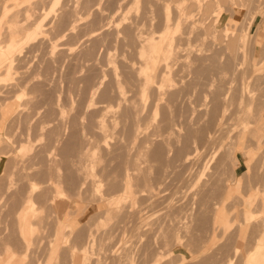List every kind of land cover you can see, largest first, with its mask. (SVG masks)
Masks as SVG:
<instances>
[{"label": "rangeland", "instance_id": "374dc122", "mask_svg": "<svg viewBox=\"0 0 264 264\" xmlns=\"http://www.w3.org/2000/svg\"><path fill=\"white\" fill-rule=\"evenodd\" d=\"M0 7V264H264V0Z\"/></svg>", "mask_w": 264, "mask_h": 264}, {"label": "bare ground", "instance_id": "6f19581e", "mask_svg": "<svg viewBox=\"0 0 264 264\" xmlns=\"http://www.w3.org/2000/svg\"><path fill=\"white\" fill-rule=\"evenodd\" d=\"M153 1V0H152ZM184 2V1H183ZM187 2V1H186ZM219 2V1H218ZM145 3V2H144ZM155 3V2H154ZM179 4V3H178ZM181 4H182V2H181ZM15 5V4H14ZM231 5V4H230ZM12 6V5H11ZM16 6H20V5H15V7ZM23 6V5H22ZM10 7V6H9ZM12 7H14V6H12ZM162 7V6H161ZM1 8V7H0ZM193 8H195V7H193ZM160 9V8H159ZM186 9V8H185ZM30 10V9H29ZM184 10V9H183ZM145 12V11H144ZM178 13V12H177ZM182 13V12H181ZM144 14V13H143ZM161 14V13H160ZM181 15V14H180ZM181 17V16H180ZM12 22V21H11ZM7 23H9V22H7ZM136 23H137V21H136ZM129 24V23H128ZM136 25V24H135ZM188 26V25H187ZM179 27V26H178ZM164 30V29H163ZM167 30H168V27H166V29L164 30V33H162V35L160 36V37H158L155 41H153V40H151V39H149V40H147L146 41V43L144 44V45H142L141 47H142V50L138 53L139 54V56L140 57H142L143 58V60H142V64L143 65H145V69L142 71L141 69H139V72H140V74L142 75V77L144 78V80H149L150 78H151V75H150V73H148L147 72V69L148 68H152L153 66H154V62L158 59V58H160L159 56H164V54L166 53V52H168V48H170V47H168V42L166 43V41L169 39V34H168V37H167ZM127 32V31H126ZM120 33V32H119ZM124 33V32H123ZM164 34V35H163ZM210 34V33H209ZM127 36V35H126ZM138 38V37H137ZM165 38H167L166 39V41L164 42V40H165ZM132 39V38H131ZM154 39V38H153ZM233 41V40H232ZM164 43H166V44H164ZM180 43V42H179ZM223 43H225V42H223ZM171 44V43H170ZM175 44V43H174ZM237 47V46H236ZM213 48V47H212ZM179 49V48H178ZM233 49H234V47H233ZM3 52V51H2ZM226 53V52H225ZM219 55V54H218ZM167 56H168V54H167ZM176 56V55H175ZM212 57V56H211ZM214 58V57H213ZM163 59V58H162ZM216 59V58H215ZM209 60V59H208ZM159 61V60H158ZM203 62V61H202ZM210 62V61H209ZM213 62V61H212ZM217 62V61H216ZM140 63V62H139ZM141 64V63H140ZM158 65V64H157ZM156 66V65H155ZM200 66H201V64H200ZM211 66V65H210ZM213 66V65H212ZM219 66V65H218ZM204 68V67H203ZM215 68V67H214ZM225 68V67H224ZM156 69V68H155ZM154 69V70H155ZM159 69H160V67H159ZM196 69H197V67H196ZM200 69V68H199ZM205 69V68H204ZM150 70V69H149ZM202 70V69H201ZM222 70V69H221ZM219 71V70H218ZM202 72V71H201ZM158 73V72H157ZM204 73V72H203ZM202 73V74H203ZM215 73V72H214ZM219 73H221V72H219ZM199 74V73H198ZM210 74V73H209ZM154 75H155V73H154ZM196 75V74H195ZM2 76V75H1ZM200 76V75H199ZM153 77V76H152ZM209 77V76H208ZM220 78V77H219ZM222 78V77H221ZM165 79V78H164ZM139 80V79H138ZM166 80V79H165ZM164 80V81H165ZM142 82H143V84H144V81L142 80ZM209 83V82H208ZM148 84V83H147ZM147 84L146 85H144V89H143V91L141 92V90H140V92H141V95H143L146 91L148 92L149 90H146V88H147ZM164 84V83H163ZM206 84V83H205ZM142 87H143V85H142ZM149 87V86H148ZM150 88V87H149ZM227 89V88H226ZM160 91V90H159ZM227 92V91H226ZM117 93V92H116ZM119 93H121V92H119ZM165 94V93H164ZM113 95V94H112ZM122 95V94H121ZM145 95V94H144ZM161 95V94H160ZM112 97V96H111ZM119 97H121V96H119ZM120 100V99H119ZM230 100H231V98H230ZM233 100V99H232ZM106 101V100H105ZM101 102V101H100ZM119 102V101H118ZM214 104V103H213ZM134 105V104H133ZM132 106V105H131ZM229 106V105H228ZM152 108V107H151ZM263 108V107H262ZM137 109V108H136ZM216 109V108H215ZM6 110H8V109H6ZM135 111V110H134ZM127 112V111H126ZM5 116H7L6 114H2L1 113V117H2V119L3 120H5V118L4 117ZM144 119V118H143ZM137 120V119H136ZM131 121V120H130ZM72 123V122H71ZM72 125V124H71ZM137 125V124H136ZM119 126V125H118ZM99 129V128H98ZM71 130V129H70ZM97 130V129H96ZM124 130V129H123ZM129 129H127V131H128ZM101 131V130H100ZM124 132V131H123ZM199 132V131H198ZM70 133V132H69ZM198 134V133H197ZM124 135V134H123ZM131 135V134H130ZM186 135H188V134H186ZM191 135V134H190ZM192 135H193V133H192ZM118 137V136H117ZM132 137H133V135H132ZM131 137V138H132ZM198 137H200V136H198ZM128 138V137H127ZM184 138V137H183ZM74 139V138H73ZM185 139V138H184ZM189 139V138H188ZM94 140V139H93ZM190 140V139H189ZM192 140V139H191ZM98 141V140H97ZM130 141V140H129ZM147 141H149V140H147ZM187 144V143H186ZM81 146V145H80ZM173 147V146H172ZM144 148V147H143ZM171 149V148H170ZM5 150V149H4ZM234 150V149H233ZM1 151V150H0ZM78 151V150H77ZM150 151V150H149ZM3 152V151H2ZM148 152V151H147ZM232 152V151H231ZM6 153V152H5ZM4 153V154H5ZM76 153V152H75ZM79 153V152H78ZM84 153V152H83ZM1 154V153H0ZM145 154V153H144ZM227 154H229V153H227ZM6 155V154H5ZM83 156V155H82ZM148 156V155H147ZM229 156V155H228ZM156 159V158H155ZM83 160V159H82ZM136 160V159H135ZM147 160V159H146ZM55 162V161H54ZM75 162V161H74ZM83 162V161H82ZM65 163V162H64ZM148 163V162H147ZM226 163V162H225ZM234 163V162H233ZM79 164V163H78ZM123 164H124V162H123ZM130 165V164H129ZM134 165H135V163H134ZM133 165V166H134ZM138 165V164H137ZM83 166V165H82ZM111 166V165H110ZM132 166V167H133ZM172 166V165H171ZM124 167V166H123ZM141 167V166H140ZM116 168V167H115ZM135 168V167H134ZM74 169V168H73ZM130 170V169H129ZM132 170V169H131ZM130 170V171H131ZM80 171V170H79ZM109 171V170H108ZM129 171V172H130ZM97 172V171H96ZM74 174V173H73ZM80 174V173H79ZM75 175V174H74ZM105 175V174H104ZM116 175V174H115ZM145 175V174H144ZM86 176V175H85ZM132 176V175H131ZM78 177V176H77ZM146 177V176H145ZM68 178V177H67ZM130 178V177H129ZM129 178H128V180H129ZM136 178V177H135ZM147 179H149V178H147ZM68 180V179H67ZM127 180V183H126V185H125V191H124V196L123 197H126V196H128V195H130V194H132V184L130 183V180L128 181ZM132 180H135V179H132ZM143 180V179H142ZM146 180V179H145ZM151 180V179H150ZM144 181V180H143ZM143 181L141 182V185H142V183H143ZM48 182V181H47ZM55 182V181H54ZM107 182H109V180L107 181ZM46 183V182H45ZM148 183V182H147ZM66 184V183H65ZM117 184V183H116ZM124 184V183H123ZM62 185V184H61ZM77 185V184H76ZM113 185V184H112ZM135 185V184H134ZM144 185H145V183H144ZM147 185V184H146ZM151 186V185H150ZM137 187V186H136ZM50 188V187H49ZM142 188V187H141ZM33 189H35V188H33V186H32V192H33ZM69 189H70V187H69ZM143 189V188H142ZM52 190V189H51ZM149 190V189H148ZM53 191V190H52ZM73 191H74V189H73ZM134 191H135V189H134ZM133 191V192H134ZM143 191V190H142ZM146 191V190H145ZM71 192V191H70ZM135 192H137V191H135ZM148 192V191H147ZM97 193V192H96ZM33 194V193H32ZM62 193H60V195H61ZM68 194V193H67ZM44 195V194H43ZM43 197V196H42ZM96 197V196H95ZM46 199V198H45ZM96 199H97V197H96ZM142 199V198H141ZM26 200V199H25ZM42 200V199H41ZM44 200V199H43ZM101 200V199H100ZM32 201H33V198H32V196H29L28 197V199H27V204L28 205H30L31 207H32V205H33V203H32ZM51 201H52V199H51ZM44 202H46V201H44ZM130 202V201H129ZM184 212V211H183ZM190 213V212H189ZM189 215V214H188ZM85 229V228H84ZM171 229H172V226H171ZM165 230V229H164ZM173 230V229H172ZM167 234V233H166ZM81 235V234H80ZM164 237V236H163ZM165 238V237H164ZM177 238V237H176ZM175 238V239H176ZM82 240V239H81ZM162 240V239H161ZM160 242V241H159ZM151 243V242H150ZM150 246V245H149ZM237 249H238V247H237ZM152 255V254H151ZM257 255V254H256ZM263 258H264V255L263 254H260V260H263ZM12 260V258L8 261V262H10ZM255 260H258V256L256 257H254V256H251L250 258H249V260H248V263L249 264H253V262L255 261ZM7 262V263H8ZM228 264H232L231 263V261L228 263Z\"/></svg>", "mask_w": 264, "mask_h": 264}, {"label": "crops", "instance_id": "0c3cea01", "mask_svg": "<svg viewBox=\"0 0 264 264\" xmlns=\"http://www.w3.org/2000/svg\"><path fill=\"white\" fill-rule=\"evenodd\" d=\"M6 54H10V53H6ZM248 167V166H247ZM248 169V168H247ZM246 175V171H243L242 173H241V179L243 180L242 181V185H247L248 183H249V181H247V179H245V176ZM243 177H244V179H243ZM240 179V178H239ZM239 184V183H238Z\"/></svg>", "mask_w": 264, "mask_h": 264}]
</instances>
